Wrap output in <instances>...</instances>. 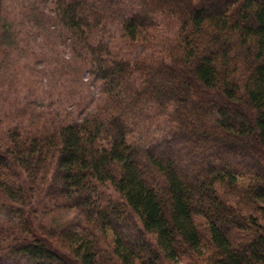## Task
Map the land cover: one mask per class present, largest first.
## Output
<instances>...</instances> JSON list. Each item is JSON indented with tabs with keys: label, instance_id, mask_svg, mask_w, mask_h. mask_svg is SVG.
<instances>
[{
	"label": "trees",
	"instance_id": "1",
	"mask_svg": "<svg viewBox=\"0 0 264 264\" xmlns=\"http://www.w3.org/2000/svg\"><path fill=\"white\" fill-rule=\"evenodd\" d=\"M136 1L55 0L105 105L0 147V264H264V227L219 193L264 201V0ZM111 24L154 30L150 58L103 44ZM47 202L78 232L36 230Z\"/></svg>",
	"mask_w": 264,
	"mask_h": 264
},
{
	"label": "rangeland",
	"instance_id": "2",
	"mask_svg": "<svg viewBox=\"0 0 264 264\" xmlns=\"http://www.w3.org/2000/svg\"><path fill=\"white\" fill-rule=\"evenodd\" d=\"M137 3L138 0L134 5ZM160 23L161 37L174 34L176 22L172 18L165 17ZM153 32L149 30L148 36L130 43L111 24L101 35L103 44L109 43L120 57L135 61L150 58L149 53L154 50L150 47L155 39ZM89 61L56 18L55 0H0V147L11 144L8 137L14 132L25 139L37 132L47 133L62 125L80 123L101 109L105 101ZM225 190L219 188V193L240 213L251 215L264 227V201L242 202ZM50 205L47 202L35 215L29 212L36 230L41 226L46 230L70 227L78 232L82 223L80 213ZM5 240L8 241V236H2L0 231V245ZM56 240L58 244L61 242ZM101 244H106L105 240ZM200 260L174 264H200Z\"/></svg>",
	"mask_w": 264,
	"mask_h": 264
}]
</instances>
